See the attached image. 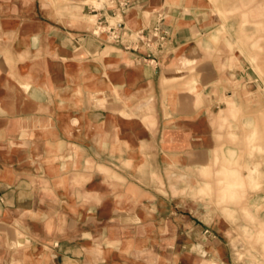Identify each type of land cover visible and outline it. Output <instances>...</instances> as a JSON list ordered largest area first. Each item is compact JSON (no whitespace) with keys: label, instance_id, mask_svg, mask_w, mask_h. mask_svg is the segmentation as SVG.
<instances>
[{"label":"crops","instance_id":"crops-1","mask_svg":"<svg viewBox=\"0 0 264 264\" xmlns=\"http://www.w3.org/2000/svg\"><path fill=\"white\" fill-rule=\"evenodd\" d=\"M109 1L124 9L118 43L69 19L102 16L90 0H0V228L18 221L57 264H238L231 224L184 193L230 99L209 66L191 70L221 20L202 3ZM194 73L200 116L177 81Z\"/></svg>","mask_w":264,"mask_h":264},{"label":"rangeland","instance_id":"rangeland-1","mask_svg":"<svg viewBox=\"0 0 264 264\" xmlns=\"http://www.w3.org/2000/svg\"><path fill=\"white\" fill-rule=\"evenodd\" d=\"M90 1L93 5L89 6V14L107 13L112 24L118 21L107 12L112 6L109 0ZM182 1L195 7L205 4L221 20L218 35L209 41L208 61L198 54L191 70L209 66L217 85L213 94L221 97L227 91L226 96L230 97L227 109L223 106L212 117L216 147L209 161L202 162L199 169L185 166L183 176L189 183L186 182L184 193L193 195L196 188L202 200L199 204L222 214L231 224L235 246L230 251L238 264H264V0ZM37 5L36 12L41 16L44 13ZM47 5L52 7L54 3ZM68 17L75 22L87 21L94 28L98 20L79 11L69 12ZM179 62L172 67H186L188 63L184 58ZM199 75L194 73L184 79L183 74L177 80L181 82L179 91L191 85L188 90L197 99L198 116L205 108ZM192 181L197 184L195 187ZM8 232L0 228V264H57L45 245L25 244L27 230L20 229L18 221ZM28 232L36 234L34 229L29 228Z\"/></svg>","mask_w":264,"mask_h":264},{"label":"built area","instance_id":"built-area-1","mask_svg":"<svg viewBox=\"0 0 264 264\" xmlns=\"http://www.w3.org/2000/svg\"><path fill=\"white\" fill-rule=\"evenodd\" d=\"M123 3V2H122ZM127 5V3H126ZM110 9L107 10V12H111L109 16L118 17V14L120 15L121 12L124 10L122 7H120V11H115L114 7H109ZM107 13H103L102 16L98 17L97 23L95 25L93 35H97L99 39L105 38L109 41H112L113 43H118L124 39H126L129 34L126 30L125 24L123 19L119 18L118 21L115 22V24H112L110 19L107 18L105 15ZM108 15V14H107ZM105 36V37H102Z\"/></svg>","mask_w":264,"mask_h":264}]
</instances>
